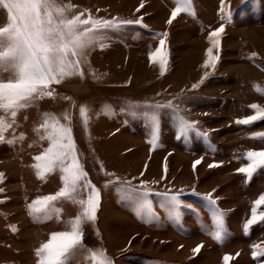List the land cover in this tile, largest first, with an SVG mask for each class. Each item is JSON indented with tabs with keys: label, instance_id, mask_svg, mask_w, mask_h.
I'll return each mask as SVG.
<instances>
[{
	"label": "rangeland",
	"instance_id": "obj_1",
	"mask_svg": "<svg viewBox=\"0 0 264 264\" xmlns=\"http://www.w3.org/2000/svg\"><path fill=\"white\" fill-rule=\"evenodd\" d=\"M56 2L76 6L69 16L84 12L82 18L89 13L105 19L142 18V24L104 30L100 42L109 47L96 46L87 53L84 77L52 85L54 98H42L22 110L5 133V142H0V173H4L0 264H37L35 249L52 232L69 230L68 221L82 211L79 204L62 198L54 202L61 209L58 217L37 219L29 213L33 200L62 187L59 171L40 179L33 167L34 157L48 147V141L40 138L45 113L55 114L61 122L70 116L79 160L87 179L100 190L97 219L82 225L84 247L77 250L71 264H92L88 249L99 248L106 250L114 264H223L225 254L233 257L230 264H264V257L252 255L253 245L264 248V222L247 233L243 230L253 201L264 194V170L247 182L237 172L247 163L248 150H264V137L256 135L264 133V120L236 123L255 114L250 105L264 108V0H225L231 20L219 11L220 0H194L195 16L182 13L170 25L167 20L174 0ZM6 22V10L0 8V26ZM221 24L225 27L221 47L214 49L220 60L214 70L205 68L206 50L211 46L208 33ZM164 31L169 34V63L161 75L159 64L150 62L149 52L159 44L156 34ZM252 53L257 55L252 57ZM168 102L198 124L196 130L179 136L173 111L161 109L160 146L152 150L149 121L138 114L143 109L133 106ZM81 106L89 109L87 128ZM198 159L202 162L193 170ZM213 163L218 166L209 168ZM123 181L138 189L134 195L149 190L151 212L158 219L116 191ZM165 192L177 194L182 201L179 220L173 215V205L160 195ZM210 192L225 213L227 234L221 242L209 234L215 228L205 199ZM87 194L81 190L77 198L86 199ZM200 244L204 245L200 253H193Z\"/></svg>",
	"mask_w": 264,
	"mask_h": 264
},
{
	"label": "snow or ice",
	"instance_id": "obj_2",
	"mask_svg": "<svg viewBox=\"0 0 264 264\" xmlns=\"http://www.w3.org/2000/svg\"><path fill=\"white\" fill-rule=\"evenodd\" d=\"M174 2L175 7L167 20L169 25L182 13L195 16L194 0H174ZM75 7L71 4L61 6L56 0H0V8L6 10L7 13L6 24L0 26V142H5V133L14 127L22 110L32 107L35 101L42 98H54L52 85H59L74 77H84L85 72L82 65L87 60V53L96 46L101 49L109 47L108 44L100 42L104 30L119 29L124 25L142 24V18L136 20L105 19L94 17L91 13L86 18H82L85 16L84 12L69 16L67 13ZM143 7L141 3L140 8ZM139 10L138 8L137 11ZM219 11L231 20V11L225 12V0H220ZM142 26L147 27V25ZM224 32V24H221L208 33L211 46L206 50L207 59L203 67H211L213 70L216 68L220 56L218 53L214 54V49H220ZM168 35L167 31L157 33L159 44L155 51L149 52L150 62L159 64L161 75L167 71L169 63ZM256 55L252 53V57ZM192 87L196 88L197 85ZM133 107L143 109L138 114L149 121V143L152 150L160 146L158 129L161 109L167 108L173 111L179 136H186L189 131L196 130L198 124L197 121H191L181 115L179 106L173 105L172 102L145 103ZM249 107L255 110V114L238 119L237 124L249 125L264 120V108L257 104ZM80 113L87 128L90 122L87 106H81ZM136 114L133 112V115ZM63 120L66 122H61L55 114H43L40 129H43L44 135L40 138L48 141V147L40 155L34 157L37 163L33 165L40 179L59 171L62 187L54 194L33 200L28 205V209L30 215L37 219H51L53 214L58 217L61 209L56 208L54 202L63 198L79 204L82 211L68 221L69 230L52 232L49 239L35 249L37 264H71L77 255V250L84 247L82 225L85 222L94 223L96 221L101 203L100 190L91 180L87 179L88 173L79 160L70 116L65 115ZM198 134L207 136L206 132H198ZM256 135L264 137V133ZM245 159L247 163L238 168L237 172L244 174L247 182L259 170H264V150H248L245 153ZM201 162L200 159L195 160L193 170ZM217 166L213 163L209 165V168ZM164 172L167 173L166 163ZM108 175L113 174L108 173ZM3 179L4 173H0V183ZM116 179L119 180L118 177ZM107 186L106 184L105 187ZM81 190L87 191L86 199L77 198ZM2 191L3 189L0 188V192ZM116 191L123 193L124 199L132 200L139 208L147 209V214L151 218L158 219L151 212V201L148 199L149 190H145L142 195H134L138 193V189L131 186L130 181H123ZM160 195L165 197V203L173 205V215L176 220H179L181 216L179 206L182 201L179 200L178 195L169 196L168 192L160 193ZM205 199L208 201L209 211L215 217L214 231L209 234L217 242H221L227 234L224 223L225 213L217 206L213 193H207ZM185 206L193 207L191 204ZM261 206H264V194L253 201L251 216L243 225L245 233L258 222H264V211L258 212ZM12 230H16L14 226ZM203 247V244L197 245L192 251L199 254ZM253 248L255 249L252 253L254 258L264 257V248L258 244L253 245ZM88 259L92 264H114L103 248L88 249ZM222 259L223 264H230L233 257L225 254Z\"/></svg>",
	"mask_w": 264,
	"mask_h": 264
}]
</instances>
